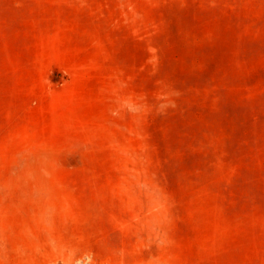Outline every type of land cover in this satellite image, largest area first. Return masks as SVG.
<instances>
[{
    "label": "rangeland",
    "instance_id": "374dc122",
    "mask_svg": "<svg viewBox=\"0 0 264 264\" xmlns=\"http://www.w3.org/2000/svg\"><path fill=\"white\" fill-rule=\"evenodd\" d=\"M71 252L264 264V0H0V264Z\"/></svg>",
    "mask_w": 264,
    "mask_h": 264
},
{
    "label": "clouds",
    "instance_id": "9594fccd",
    "mask_svg": "<svg viewBox=\"0 0 264 264\" xmlns=\"http://www.w3.org/2000/svg\"><path fill=\"white\" fill-rule=\"evenodd\" d=\"M172 95L179 96V92H173ZM164 99H168L164 97ZM177 105L174 100H169L167 103H161L157 108L159 115L166 114L168 108H175ZM122 107L125 108L131 114H139L143 110V106H137L132 102L130 98L124 99ZM112 115H119L118 111H114ZM70 258L66 261H61V264H95L93 254L91 252H84L80 256H76L74 252L69 254Z\"/></svg>",
    "mask_w": 264,
    "mask_h": 264
}]
</instances>
